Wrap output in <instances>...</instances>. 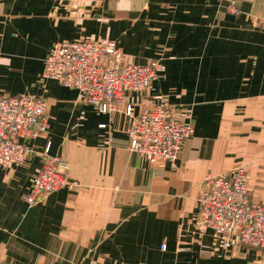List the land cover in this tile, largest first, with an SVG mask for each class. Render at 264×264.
<instances>
[{
  "label": "crops",
  "instance_id": "obj_1",
  "mask_svg": "<svg viewBox=\"0 0 264 264\" xmlns=\"http://www.w3.org/2000/svg\"><path fill=\"white\" fill-rule=\"evenodd\" d=\"M262 14L264 0H0V94L41 96L48 113L27 159L0 166V264H264L260 248L225 246L196 218L204 179L239 165L249 200L264 203ZM93 38L160 61L152 87L126 100L192 122L175 160L129 151L122 107L100 112L42 75L54 42ZM45 150L75 184L29 205Z\"/></svg>",
  "mask_w": 264,
  "mask_h": 264
},
{
  "label": "built area",
  "instance_id": "obj_2",
  "mask_svg": "<svg viewBox=\"0 0 264 264\" xmlns=\"http://www.w3.org/2000/svg\"><path fill=\"white\" fill-rule=\"evenodd\" d=\"M230 10L237 12L233 1ZM257 21L264 29V14L258 15ZM160 67L158 59L146 63L130 60L111 39H64L53 43L42 75L78 90L100 112L122 107L129 119L127 149L150 162L173 161L193 134L192 122L172 105L163 102L141 105L136 113L135 103L126 100L128 92L146 93ZM47 123L45 98L29 93L0 94V166L24 162L32 152L28 141L44 134ZM43 156V165L33 176L25 196L29 205L75 184L65 160L47 150ZM196 218L200 232L210 229L222 239L223 245L235 239L264 252V203L249 200L243 165L204 179Z\"/></svg>",
  "mask_w": 264,
  "mask_h": 264
}]
</instances>
